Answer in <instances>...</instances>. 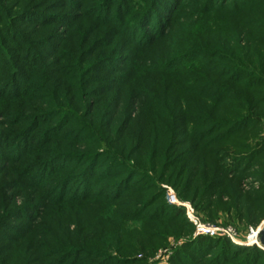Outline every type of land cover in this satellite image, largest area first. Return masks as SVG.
<instances>
[{
    "label": "rangeland",
    "instance_id": "rangeland-1",
    "mask_svg": "<svg viewBox=\"0 0 264 264\" xmlns=\"http://www.w3.org/2000/svg\"><path fill=\"white\" fill-rule=\"evenodd\" d=\"M263 224L264 0H0V264H264Z\"/></svg>",
    "mask_w": 264,
    "mask_h": 264
},
{
    "label": "built area",
    "instance_id": "built-area-1",
    "mask_svg": "<svg viewBox=\"0 0 264 264\" xmlns=\"http://www.w3.org/2000/svg\"><path fill=\"white\" fill-rule=\"evenodd\" d=\"M168 199L171 203L178 205L179 203L177 202L175 196L172 193L168 194ZM187 216L188 218L193 222V224L196 227V233L199 235H206V236H230L232 231L228 227H222V226H217L213 224H201L197 220L194 219L192 220V215L191 211H187ZM260 229H250V235L248 238L249 243H257L256 238L258 237Z\"/></svg>",
    "mask_w": 264,
    "mask_h": 264
},
{
    "label": "trees",
    "instance_id": "trees-1",
    "mask_svg": "<svg viewBox=\"0 0 264 264\" xmlns=\"http://www.w3.org/2000/svg\"><path fill=\"white\" fill-rule=\"evenodd\" d=\"M215 98H217V96H215ZM229 182H230V181H229ZM239 186H240V185H239L237 182H232L231 184L228 185V188H227V189H228V193L230 194L231 191H232V193H233V191H234V190L236 191V190L239 188ZM237 191H238V190H237ZM238 193H240V192H238ZM248 195H249V194H248ZM239 197H241V194H238V198H239ZM251 197H252V196H251ZM254 202H258V201L255 200ZM254 207H255V206H254Z\"/></svg>",
    "mask_w": 264,
    "mask_h": 264
},
{
    "label": "water",
    "instance_id": "water-1",
    "mask_svg": "<svg viewBox=\"0 0 264 264\" xmlns=\"http://www.w3.org/2000/svg\"><path fill=\"white\" fill-rule=\"evenodd\" d=\"M258 237H259L260 242L264 245V224L258 233Z\"/></svg>",
    "mask_w": 264,
    "mask_h": 264
}]
</instances>
